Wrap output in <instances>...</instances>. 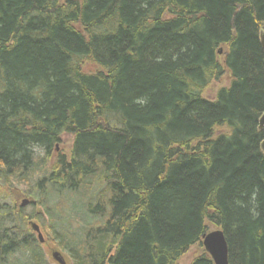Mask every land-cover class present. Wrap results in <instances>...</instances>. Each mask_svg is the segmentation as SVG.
Instances as JSON below:
<instances>
[{
	"label": "trees",
	"instance_id": "trees-1",
	"mask_svg": "<svg viewBox=\"0 0 264 264\" xmlns=\"http://www.w3.org/2000/svg\"><path fill=\"white\" fill-rule=\"evenodd\" d=\"M261 32L264 0H0V179L56 251L213 264L201 239L220 230L228 264H264ZM0 264H50L1 202Z\"/></svg>",
	"mask_w": 264,
	"mask_h": 264
},
{
	"label": "rangeland",
	"instance_id": "rangeland-1",
	"mask_svg": "<svg viewBox=\"0 0 264 264\" xmlns=\"http://www.w3.org/2000/svg\"><path fill=\"white\" fill-rule=\"evenodd\" d=\"M229 83L228 76H223L220 80L214 82L209 87L207 95L211 96L215 93L219 88L227 86ZM212 97V96H211ZM73 137L69 135H65L61 138L59 145L57 146L56 151L54 152L55 155L52 156L51 162L56 159L58 154L65 153L69 154L72 146ZM39 174H36L38 176ZM8 177H2L0 179V202L2 204H6L10 207L15 209L16 213H21V216L26 219L27 229L29 232L32 233L31 224H36L42 235L43 243L41 244L42 250L46 256L48 263L55 264L51 258V253L58 252L64 258L66 264H71L69 259L64 253L56 251L55 244L51 238V234L47 229L48 225V218L45 215L44 210L40 205H38L37 201L34 200L31 196L26 194L27 190L23 186L19 185H12V181L8 179ZM6 180V181H5ZM36 180V179H35ZM32 185V183L30 182ZM33 186V185H32ZM23 201H27L25 207L20 208V205ZM73 223L71 228H76ZM212 231V230H211ZM33 234V233H32ZM35 238L38 240L37 236L33 234ZM39 242V241H38ZM200 254V249L197 246L193 247L189 252L179 260V264H190L192 260Z\"/></svg>",
	"mask_w": 264,
	"mask_h": 264
},
{
	"label": "water",
	"instance_id": "water-1",
	"mask_svg": "<svg viewBox=\"0 0 264 264\" xmlns=\"http://www.w3.org/2000/svg\"><path fill=\"white\" fill-rule=\"evenodd\" d=\"M259 44L264 55V32L259 35ZM220 54L221 52H219ZM258 128L260 131L264 129V114L258 121ZM261 150L264 153V139L261 143ZM26 204L27 201H23L20 207L23 208ZM31 230L37 235L39 243L42 244L43 239L39 227L36 224H31ZM201 245L213 264H228V248L222 231L215 230L205 234L201 239ZM51 258L56 264H66L58 252L51 253Z\"/></svg>",
	"mask_w": 264,
	"mask_h": 264
},
{
	"label": "bare ground",
	"instance_id": "bare-ground-1",
	"mask_svg": "<svg viewBox=\"0 0 264 264\" xmlns=\"http://www.w3.org/2000/svg\"><path fill=\"white\" fill-rule=\"evenodd\" d=\"M263 114H264V113H263ZM263 114H262V115H263ZM260 118H261V117H260ZM56 149H57V146H56ZM56 149H55V151H56ZM20 208H21V207H20Z\"/></svg>",
	"mask_w": 264,
	"mask_h": 264
}]
</instances>
